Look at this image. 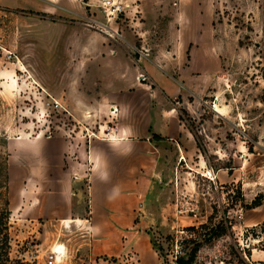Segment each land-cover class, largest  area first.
<instances>
[{"label":"rangeland","instance_id":"rangeland-1","mask_svg":"<svg viewBox=\"0 0 264 264\" xmlns=\"http://www.w3.org/2000/svg\"><path fill=\"white\" fill-rule=\"evenodd\" d=\"M17 1L0 0V204L8 202L12 211V257L49 264L51 251H64L65 242L74 245L85 233V225L58 219L65 208L49 199L56 192L48 189L59 175L44 169L55 163L49 153L61 156L65 139L107 132L105 114L71 107L80 92L97 90L79 68L83 56L70 50L76 32L83 44L102 33L127 39L134 56L149 51L173 72L201 46L196 63L210 72V85L180 96L191 144L188 154L166 148V172L151 203L160 223L146 228L159 264H179L196 243L188 264H264V249L248 230L264 222V201L249 208L264 195V0H69L78 13L43 0ZM44 5L49 12L39 10ZM84 177L76 185L82 205L88 202ZM119 259L66 249L54 264Z\"/></svg>","mask_w":264,"mask_h":264},{"label":"crops","instance_id":"crops-1","mask_svg":"<svg viewBox=\"0 0 264 264\" xmlns=\"http://www.w3.org/2000/svg\"><path fill=\"white\" fill-rule=\"evenodd\" d=\"M43 1L74 13L80 10L73 11L69 0ZM32 4L34 0L16 3ZM39 10L49 12L46 5ZM78 35L75 32V48L70 50L83 56L84 64L79 68L84 67L85 79L97 90L93 95L80 92L71 107L105 114L108 127L103 137L84 133L73 140L65 139L59 148H63L61 156L49 153L55 163L44 167L49 175H59L50 180L48 189L56 192L49 199L60 201L65 208L58 219L86 227L81 238H75L74 245L65 242L64 255L66 249L79 250L90 257H121L116 264H159L151 242L153 234L146 225L160 223L151 211V203L158 191L154 184L166 172V148L172 146L177 155V150L188 154L186 148L191 144V132L179 112L180 96L184 97L186 92L199 95L210 85V72L196 63L201 46L192 49L185 67L173 72L157 57H151L149 51L134 56L129 49L132 43L127 39L120 41L102 33L103 39L83 44ZM202 50L210 57L209 51ZM114 108L117 111L112 113ZM32 140L36 142V138ZM84 176L89 182L86 205L81 203L82 188L76 186ZM130 251L137 253V261L128 259Z\"/></svg>","mask_w":264,"mask_h":264},{"label":"trees","instance_id":"trees-1","mask_svg":"<svg viewBox=\"0 0 264 264\" xmlns=\"http://www.w3.org/2000/svg\"><path fill=\"white\" fill-rule=\"evenodd\" d=\"M264 195H258L252 203L249 205V208H256L263 204ZM11 217L12 211L9 208V203L7 202L4 206L0 204V264H29L23 259H14L12 257V242L13 238L11 235ZM252 236L254 239H258L261 244V249H264V222L256 226H253ZM226 230L224 227L218 231L216 234H224ZM200 248V244L196 243L195 246L191 249L190 254L187 259L184 257L179 258V264H188L195 260L197 252ZM252 251H248V255H251Z\"/></svg>","mask_w":264,"mask_h":264},{"label":"built area","instance_id":"built-area-1","mask_svg":"<svg viewBox=\"0 0 264 264\" xmlns=\"http://www.w3.org/2000/svg\"><path fill=\"white\" fill-rule=\"evenodd\" d=\"M115 11H118L117 8H114ZM115 12H111L110 14H114ZM56 103V101H53ZM59 105V103H56ZM50 105V102H49ZM117 111V108H114L112 113H115ZM64 256V251L61 250L60 248H57L54 251H51V254L48 256V263L49 264H54L55 262H57L58 259L63 258ZM128 259H130L131 261L135 262L138 260L137 254L132 252L129 254ZM107 262V261H106Z\"/></svg>","mask_w":264,"mask_h":264},{"label":"bare ground","instance_id":"bare-ground-1","mask_svg":"<svg viewBox=\"0 0 264 264\" xmlns=\"http://www.w3.org/2000/svg\"><path fill=\"white\" fill-rule=\"evenodd\" d=\"M210 175H213L212 173Z\"/></svg>","mask_w":264,"mask_h":264}]
</instances>
